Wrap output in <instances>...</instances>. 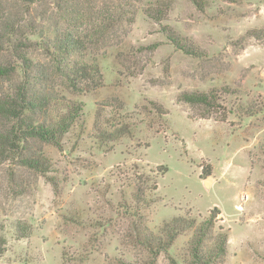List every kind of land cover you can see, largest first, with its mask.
I'll use <instances>...</instances> for the list:
<instances>
[{
	"label": "rangeland",
	"instance_id": "374dc122",
	"mask_svg": "<svg viewBox=\"0 0 264 264\" xmlns=\"http://www.w3.org/2000/svg\"><path fill=\"white\" fill-rule=\"evenodd\" d=\"M114 3L8 1L5 21L18 28L11 42L23 44L26 59L50 74L44 45L69 29L92 34L96 16ZM131 4L103 40L84 39L81 57L98 65L101 86L75 93L51 74L36 85L54 99L46 120L72 104L81 110L59 148L28 141V154L44 157L48 172L0 160V264H191L192 234L214 210L208 247L218 234L227 236L217 264H264V0ZM157 5L166 10L160 23L145 13ZM163 28L198 56L177 50ZM9 64L17 72L0 80V93L23 79L2 38L0 65ZM184 93H213L211 113L202 117L204 109L180 101ZM138 187L144 203L134 199ZM173 218L195 225L153 261L134 235L148 230L163 239L161 229Z\"/></svg>",
	"mask_w": 264,
	"mask_h": 264
},
{
	"label": "trees",
	"instance_id": "16d2710c",
	"mask_svg": "<svg viewBox=\"0 0 264 264\" xmlns=\"http://www.w3.org/2000/svg\"><path fill=\"white\" fill-rule=\"evenodd\" d=\"M14 1L22 5L33 6L42 2V0H0V45L2 38L8 44V48L18 61L21 67L23 79L16 82L13 89L8 92L0 93V160L13 159L23 167L44 174L49 170V163L44 157H38L28 154L26 145L28 141L35 140L41 143L60 147L61 138L69 131L77 119L81 107L79 105L68 106V110L57 118L48 119L53 98L49 95L40 93L36 89L38 83L50 78V74L60 77L64 80L68 89L75 93L91 92L102 84V77L96 63L87 64L82 57L85 54L86 46L84 39L94 41L93 44L103 40L109 35L111 30L118 26L121 21L130 14L132 7L131 0H114V8L107 10L104 15H97L98 21L92 24L94 27L92 34H83L81 36L73 33V30L61 31L56 34L49 44H45L47 54L51 58L52 70L50 74L44 69H37L34 64L26 59L22 52L23 44L12 43V38L16 37L18 28L11 22H6V12L4 3ZM197 5V0H193ZM199 4V3H198ZM128 9V10H127ZM127 10V11H126ZM131 11V10H130ZM166 10L157 7L146 10L147 16L160 23L164 20ZM130 22V20H129ZM132 22V20H131ZM163 28L165 33L169 32ZM264 32V30H263ZM261 32V33H263ZM168 40L174 47L189 56H198L195 49L186 44L182 39L169 32ZM95 39H97L95 41ZM48 42V41H47ZM82 56V57H81ZM17 70L14 65H0V80H12ZM40 83V84H41ZM213 93H184L180 96V101L191 107L202 108V117L208 116L214 107ZM155 108V104L151 103ZM248 108V107H247ZM157 112L163 114V110L155 108ZM251 116V108H248ZM44 117L38 121V117ZM127 129V128H126ZM115 131V130H114ZM117 133H122L121 128L116 129L114 134H108L113 137ZM156 190L154 184L151 191ZM137 203H144V189L138 187L134 194ZM215 214L217 211L210 212L208 218L192 234V240L189 242V259L191 264H217L220 259L226 255L227 236L218 234L216 243L208 247L206 238L210 235L214 227ZM194 221H188L182 218H173L165 223L161 229L163 239H156L150 235L148 230L137 231L134 235L135 241L144 246L152 255L153 261L160 253H166L174 243L176 238L184 229L193 228ZM220 230H223L220 228ZM211 239H213L211 237ZM5 250V240L0 236V256Z\"/></svg>",
	"mask_w": 264,
	"mask_h": 264
},
{
	"label": "water",
	"instance_id": "95a60500",
	"mask_svg": "<svg viewBox=\"0 0 264 264\" xmlns=\"http://www.w3.org/2000/svg\"><path fill=\"white\" fill-rule=\"evenodd\" d=\"M205 184H207V181L205 182Z\"/></svg>",
	"mask_w": 264,
	"mask_h": 264
}]
</instances>
